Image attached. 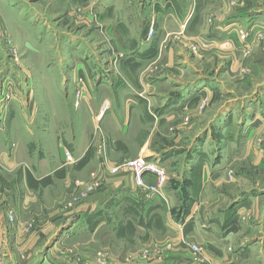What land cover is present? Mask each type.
Returning <instances> with one entry per match:
<instances>
[{
    "label": "crops",
    "instance_id": "0c3cea01",
    "mask_svg": "<svg viewBox=\"0 0 264 264\" xmlns=\"http://www.w3.org/2000/svg\"><path fill=\"white\" fill-rule=\"evenodd\" d=\"M22 1L39 17L31 5L33 0ZM83 3L89 4L88 14L98 22L94 32L110 34L114 41L106 42V38L97 46L90 42L91 35L84 42L76 33L58 31L65 35L56 49L70 46L73 55L55 60V69L70 68L55 82L58 97L73 104L72 114L64 110L63 119L57 120L53 102L54 114L46 124L43 120L34 129L28 124L15 125L14 115L6 127L9 141L13 137L18 144L17 148L15 143L10 146L14 156L10 163L24 165V178L18 183V175L0 174V264H16L10 244L17 226L8 220V210L22 214L23 223L47 202L42 199L49 195L48 190H37L28 181L62 179L71 167L83 166L91 172L97 164L95 142L104 133L114 151L110 155L113 162L127 157L122 149H140L142 154L147 149L151 153L146 155H154L166 166L177 159L182 166L184 156L181 168L186 173L173 174L179 183L153 199L128 174L107 179L65 223V231L55 242L62 238L92 245L173 242V247L158 254L162 256L140 255L136 264H264V144L260 149L251 144L254 134L264 132V0H236L234 6L229 0ZM152 21L154 37L145 41ZM241 28L249 31L245 41L239 35ZM186 36L197 37L207 48L204 57L187 53L181 45V37ZM144 66L150 67L149 73L139 74ZM81 81L85 89L77 106ZM203 98L210 101L214 112L203 120L204 125L198 124L205 138L196 139L186 152L167 149L162 156L151 150V136L142 145L133 141L142 131L153 134L155 127L179 121ZM105 100L111 106L99 116ZM95 132L97 137L92 138ZM3 133L0 129V140ZM213 133L218 141L211 140ZM227 133L231 134L228 138ZM232 134H242L241 140ZM65 150L72 153V162L66 160ZM239 160L243 168L248 163L260 168V187L244 171L236 175L239 183L229 185L228 169ZM145 180L153 182L155 177L146 174ZM18 240L30 246L35 236L24 234ZM191 244L204 249L195 253Z\"/></svg>",
    "mask_w": 264,
    "mask_h": 264
},
{
    "label": "rangeland",
    "instance_id": "374dc122",
    "mask_svg": "<svg viewBox=\"0 0 264 264\" xmlns=\"http://www.w3.org/2000/svg\"><path fill=\"white\" fill-rule=\"evenodd\" d=\"M71 1L76 4L74 6L70 5ZM83 2L84 0H33L31 5L36 8L34 11L39 13V17L43 16L40 19L33 14L34 12L28 7V4L22 0H0V129L4 131V137L0 140L3 141L0 146V174L14 173L18 175L17 177L15 176L18 183L23 181L24 165L16 161H14L15 165L10 163L14 159V156H11L12 150L10 146L14 143L15 146H18V144L13 140V137H10L12 139L9 141L8 129L6 128L14 120V115H17L15 125L26 126L28 124L34 129L43 120L44 124H46V121H51L52 118L50 119V117L54 114L53 102H55V114L59 113L56 117L57 120L63 119L61 115L65 113L64 110L68 114L73 112V104L64 102V97L61 99L58 97L57 89L59 85L55 82V78H58L62 72L68 73L70 71V68L64 70L55 69V60L59 59L60 56L73 55L68 51L70 46L63 47L61 45L62 50L56 49L62 42V40L60 41L62 35H65L62 33L68 31L76 33L82 37L84 42L91 35L90 42L97 46L106 38V42L108 40L114 41L110 34L107 36L100 34L99 30H97L99 33L94 32V27L98 22L94 23L95 16L89 15L87 11L89 4L87 5V3ZM229 2L231 6L236 4V0H229ZM213 16L211 14L208 17L209 21L213 19ZM43 18L47 19L46 23H44ZM148 27L146 30H148ZM241 29H239V35ZM58 31L62 33H58ZM181 45L192 56L201 55L200 57H204L207 53V48L195 36L181 37ZM149 71V66L138 69L139 74L149 73ZM252 74H254L253 70ZM213 112L214 109L210 105V101L207 98H203L188 113H183L182 115L185 116L181 117L179 121L174 120L172 124L157 126L153 134L142 131L138 139L133 138V141L136 143L139 141L140 145H142L145 139L151 136V150L162 154V156L166 155L167 149L186 152L188 150L187 147L192 145L196 139L205 138V134L198 130V124L199 127L201 124L204 125L206 122H203V120L207 119ZM44 116H48L49 119ZM61 125L64 126L62 123ZM97 133H92V138L93 136L97 137ZM215 135L211 136V140L214 142L218 141ZM229 135L231 134H225L226 138ZM232 135H236L238 140L242 138V134ZM23 143L25 142L23 141ZM251 144L252 148L260 149L264 144V132L254 134L253 138H251ZM95 146L94 158L96 157L97 164L89 173L81 166L80 168L71 167L69 171H64L62 179L60 178L61 176L49 177L45 181H30L28 178L29 186L37 190L42 188L45 191L46 189L49 195L42 199V202L45 199H47V202L43 206L37 207L39 211L33 214L26 222L20 223L23 221V216L19 214L17 209V212L8 210V220L11 223L15 222L17 226L16 238L10 244L16 264H136L137 257L140 255L148 258L151 254L156 253L155 255L157 256L173 247V242L170 241L164 245L159 243H151L150 245H133L132 243L119 245L114 241L92 245L66 238L55 242L65 231L63 230L65 223L77 215L78 208L87 202L97 192L99 187L106 183L107 179L113 176L128 174L134 177L138 188L147 191V196L151 199L156 197L150 194L143 187L144 185H140L137 182L132 172H123L122 168L127 162L135 160L139 156L142 158L148 156L147 158L154 159V155H146L151 153V151L146 149L147 153L142 154L140 149L125 148L120 152L122 155L126 154L127 157L124 156L120 161L113 162L110 160V155L112 156L114 151L109 149L110 146H108V139L105 133L99 143L95 142ZM11 157L13 159L9 160ZM184 159L183 156V167ZM179 160L177 159L172 165L169 163L167 166L168 179L164 191L169 186L179 183L180 179H176L177 177H174L173 174L181 175L180 173H186V170L181 168V161ZM241 162L243 161H236L228 169L226 180L229 185L234 186V184L239 183L235 180L236 175L244 171L253 180L256 179L258 181L257 184L259 183L257 186L260 187L261 181L259 180L262 178L260 168L256 165L247 164L246 161L244 165H247L243 168V163L241 164ZM113 169H117L118 173H114ZM57 175L55 174V176ZM144 181H146L145 177ZM155 184L156 180L146 183L145 186ZM24 234L25 236H35V241L32 245L23 246V244L19 243L18 238H24Z\"/></svg>",
    "mask_w": 264,
    "mask_h": 264
},
{
    "label": "built area",
    "instance_id": "2783aa9c",
    "mask_svg": "<svg viewBox=\"0 0 264 264\" xmlns=\"http://www.w3.org/2000/svg\"><path fill=\"white\" fill-rule=\"evenodd\" d=\"M154 34H155V26L152 21V23H150V26L148 27L146 35L144 36V40L150 41L153 38ZM248 36H249V32L247 30L245 29L240 30V38L243 41H245L248 38ZM78 87L79 88L77 89L76 97H75L76 98L75 104L77 106L81 102V99L83 97V92L85 89L83 83L82 84L80 83ZM107 101L108 100H105L102 103L99 116H103L104 113L110 108L111 106L110 101L108 102ZM65 156L68 162H72L74 160L73 155L69 150H65ZM122 168H123V172H132L135 175L137 182L140 185H144L143 187H145L150 194H153L154 196H160L163 194L168 179V171H167V166L163 162H161L160 159H149L146 156L143 158L139 156V158L127 162V164L124 165ZM112 171L114 173H118L117 169H113ZM146 174L154 175L156 180L155 185L145 186L146 183H144L145 182L144 177ZM191 246H192L191 247L192 250L195 253L202 252L204 249L202 245H198V244H192ZM204 264H211V263L205 262Z\"/></svg>",
    "mask_w": 264,
    "mask_h": 264
}]
</instances>
